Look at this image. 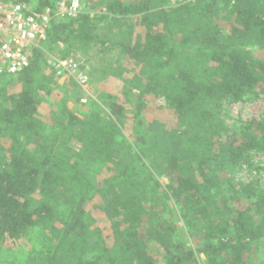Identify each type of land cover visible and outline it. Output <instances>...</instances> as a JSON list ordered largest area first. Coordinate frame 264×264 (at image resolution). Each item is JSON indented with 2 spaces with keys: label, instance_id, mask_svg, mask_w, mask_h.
Instances as JSON below:
<instances>
[{
  "label": "trees",
  "instance_id": "1",
  "mask_svg": "<svg viewBox=\"0 0 264 264\" xmlns=\"http://www.w3.org/2000/svg\"><path fill=\"white\" fill-rule=\"evenodd\" d=\"M56 1L37 0L54 17L30 64L0 75V254L40 230V246L17 264H264V189L223 172L264 151V114L239 129L221 115L224 102L264 84V57L248 52L264 48V9L255 0H83L76 17H60ZM107 19L125 27L112 44L142 81L121 98L103 93L77 133L71 110L49 124L39 113L54 76L48 58L103 46ZM150 94L172 110L161 134L148 124ZM161 177L192 246L169 216L151 218Z\"/></svg>",
  "mask_w": 264,
  "mask_h": 264
},
{
  "label": "rangeland",
  "instance_id": "2",
  "mask_svg": "<svg viewBox=\"0 0 264 264\" xmlns=\"http://www.w3.org/2000/svg\"><path fill=\"white\" fill-rule=\"evenodd\" d=\"M182 1L170 0V5H177ZM255 3L264 9V0H255ZM84 4L85 8L87 6L85 1ZM102 7L99 10H95V12H101ZM114 22L113 20L107 19L98 28L99 33L106 39V43L103 46L90 47L86 50H76L75 55H73L89 73L90 80L87 85L81 86L73 78H56L50 75V92L39 97V113L41 119L52 124L54 120L52 119L53 116L55 113L58 114L57 111L60 110L58 121L63 122V119L67 118L66 114L68 111H74L80 118V121H77L72 126L73 131L76 128L72 133H77L79 132L78 128L85 129L87 125L86 121L88 118L86 113H89L91 109L97 108L99 105L102 106L99 103H101L100 96L103 93L110 92L121 98V94L126 90L124 89L126 85H131L133 81H142L140 66L135 61L122 55L112 44V41L120 36V31L123 32L125 28H118ZM220 24L224 29L228 28L225 22L221 21ZM248 52H251L256 57H264V48H248ZM20 89L21 84L17 83L12 88V91L17 92ZM82 97L88 98V102H81ZM146 103L145 112L149 127L157 131V134L162 133L160 131L161 127L171 128L173 116L166 98L162 95L150 94ZM127 107L130 108L129 105ZM222 109V118L230 128L239 129L242 127L243 122L261 118L264 114V84H260L250 90L240 101L224 102ZM129 133L128 130L127 134ZM74 140H76L75 137ZM0 142H5L6 144L5 138L1 137ZM95 165L96 171H100L99 173L104 171L105 167L99 164ZM223 172L226 174L225 177H230L235 182L241 181L248 183L257 179L259 181V189H264V151L252 152L248 160L237 165L235 168H227ZM160 182L162 184L161 186L154 185L152 188V190L155 189L153 194L154 199L161 198L156 200L160 212L158 209H156L157 213L155 210H152L151 218L157 219V217L164 218L165 216H169L171 221L177 225L182 239L188 245L192 246V240L188 235L184 222L180 219L175 202L172 197L166 195L167 191L164 186L168 183V178L161 177ZM94 208L95 213L101 219L100 221L104 222L105 214L103 213L102 206L97 205ZM41 242L42 232L40 230H33L32 234H28L17 241L8 242L0 254V264H17L18 262L24 261L28 254L40 246ZM157 250V246H154L153 251L156 254L158 253ZM258 256L264 258V245L261 246V252L258 255L256 254V257ZM202 257H204L203 254Z\"/></svg>",
  "mask_w": 264,
  "mask_h": 264
},
{
  "label": "built area",
  "instance_id": "3",
  "mask_svg": "<svg viewBox=\"0 0 264 264\" xmlns=\"http://www.w3.org/2000/svg\"><path fill=\"white\" fill-rule=\"evenodd\" d=\"M56 15L76 17L84 9L83 0H57ZM54 14L50 7L39 8L37 0H0V75H16L31 61L34 50L47 38ZM48 67L56 78H73L85 86L90 77L74 56L50 55ZM87 103L88 98L82 97Z\"/></svg>",
  "mask_w": 264,
  "mask_h": 264
}]
</instances>
